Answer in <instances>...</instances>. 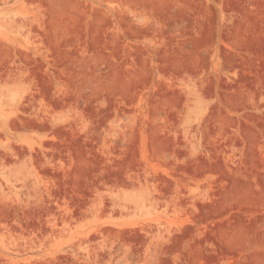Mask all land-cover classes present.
<instances>
[{"label": "rangeland", "instance_id": "1", "mask_svg": "<svg viewBox=\"0 0 264 264\" xmlns=\"http://www.w3.org/2000/svg\"><path fill=\"white\" fill-rule=\"evenodd\" d=\"M0 37V264H264V0H0Z\"/></svg>", "mask_w": 264, "mask_h": 264}, {"label": "bare ground", "instance_id": "2", "mask_svg": "<svg viewBox=\"0 0 264 264\" xmlns=\"http://www.w3.org/2000/svg\"><path fill=\"white\" fill-rule=\"evenodd\" d=\"M201 25V24H200ZM205 28V27H204ZM203 31V30H202ZM204 32V31H203ZM255 34V33H254ZM51 36V35H50ZM203 37V36H202ZM4 40V38L3 37H0V42H2ZM1 44V43H0ZM11 45H12V42H11ZM56 47V46H55ZM194 47V46H193ZM260 47V46H259ZM66 57V56H65ZM189 59V58H188ZM186 61V60H185ZM46 89V88H45ZM83 149V148H82ZM258 159V158H257ZM259 160V159H258ZM254 171V170H253ZM225 178V177H224ZM230 182V181H229ZM263 185V184H262ZM222 204V203H221ZM235 205V204H234ZM219 206H221V205H219ZM212 213V212H211ZM212 215V214H211ZM243 216V215H242ZM255 217V216H254ZM257 219V218H256ZM253 221V220H252ZM258 221H259V219H258ZM234 224V223H233ZM250 227V226H249ZM248 227V228H249ZM254 227V226H253ZM252 227V228H253ZM247 228V229H248ZM215 235V234H214ZM223 243V242H222Z\"/></svg>", "mask_w": 264, "mask_h": 264}]
</instances>
